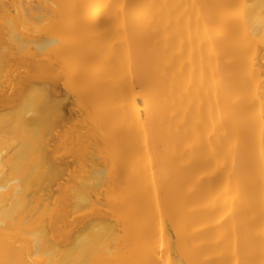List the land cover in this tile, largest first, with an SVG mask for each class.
<instances>
[{"label":"bare ground","instance_id":"1","mask_svg":"<svg viewBox=\"0 0 264 264\" xmlns=\"http://www.w3.org/2000/svg\"><path fill=\"white\" fill-rule=\"evenodd\" d=\"M0 264H264V0H0Z\"/></svg>","mask_w":264,"mask_h":264}]
</instances>
